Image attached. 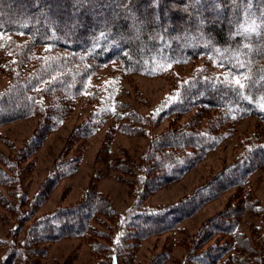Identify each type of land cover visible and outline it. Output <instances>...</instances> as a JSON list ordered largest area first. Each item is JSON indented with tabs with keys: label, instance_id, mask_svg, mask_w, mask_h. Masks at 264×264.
<instances>
[{
	"label": "trees",
	"instance_id": "trees-1",
	"mask_svg": "<svg viewBox=\"0 0 264 264\" xmlns=\"http://www.w3.org/2000/svg\"><path fill=\"white\" fill-rule=\"evenodd\" d=\"M0 32L21 34L31 41L16 55L20 69L10 71L11 82L0 91V127L31 115L39 117L34 136L22 148L26 156L61 126L84 91L99 95L100 109L73 129L69 144L97 130L98 115L103 116L115 101L112 92L86 89V80L97 66L119 61L131 72L152 74L169 64L207 58L225 72V76L195 74L184 82L178 97L164 105L161 116L192 112L200 124L196 120L171 124L150 138L136 164L138 189L125 212L89 187L79 202L38 215L25 238L10 243L4 263L25 264L34 245L80 237L96 215L115 217L133 241L174 231L211 200L243 188L249 176L264 166V141L253 142L242 157L187 196L172 204L144 205L147 194L181 179L219 144L221 135L215 129L219 119L257 117L264 124V0H0ZM32 47L44 51L31 55ZM28 62L34 64L32 70L24 69ZM42 84L49 89H41ZM146 120L134 113L130 123L136 127ZM22 159L23 155L12 160V168ZM77 162L71 158L56 167L32 199L28 216L36 215ZM117 164L121 170L132 165L123 160ZM19 198L23 203L24 195ZM251 212L262 216L261 235L253 240L240 231L242 217ZM260 253L264 254V203L249 193L235 194L201 226L181 264H221L231 258L240 264H264ZM109 264H120L117 252L109 256Z\"/></svg>",
	"mask_w": 264,
	"mask_h": 264
},
{
	"label": "rangeland",
	"instance_id": "rangeland-1",
	"mask_svg": "<svg viewBox=\"0 0 264 264\" xmlns=\"http://www.w3.org/2000/svg\"><path fill=\"white\" fill-rule=\"evenodd\" d=\"M30 42L27 36L0 32V91L9 86L10 71L16 67L20 69L15 63L16 55L26 50ZM43 51L32 47L31 55L37 56ZM33 66L28 62L24 69L32 70ZM197 73L225 76V72L213 67L207 58L169 64L152 74L131 72L119 61L95 67L86 80V89L112 92L115 101L103 116L99 118L98 115L97 130L88 138L72 139L71 145L68 138L73 129L100 109L99 95H92L91 90L84 91L73 101L61 126L50 132L36 150L33 146L27 156L21 153L22 148L34 136L39 117L31 115L2 125L0 169L4 175L0 178V264H10L4 263L9 258L10 243L23 240L38 215L79 202L89 187L103 193L119 212H125L134 200V190L138 189L136 164L139 165L150 138L165 132L171 124L178 126L191 120L199 123L197 114L192 112L173 118L160 115L164 105L178 97L184 82ZM41 89L49 87L42 84ZM134 113L147 119L146 123L132 126L130 120ZM219 120L215 126L221 135L219 144L181 179L147 194L144 205L156 207L180 200L226 164L242 157L251 143L264 141V124L257 117L238 120L222 117ZM21 155L19 166L12 168L10 162ZM71 158L78 160L73 164L75 168L50 191L36 215L28 216L32 199L41 185L58 165L71 162ZM121 160L132 165L121 170L117 166ZM247 193L264 203V166L249 176L243 188H232L211 200L174 231L133 241L115 217L96 215L87 233L80 237L34 245V254L25 259V264H109L113 252L118 253L120 264H181L190 241L205 221L224 209L233 195ZM21 194L24 195L23 203L19 198ZM261 219L259 213L245 214L240 221V231L256 239L258 233L261 235L258 232ZM260 257L264 258V254ZM221 264L240 262L231 258Z\"/></svg>",
	"mask_w": 264,
	"mask_h": 264
},
{
	"label": "snow or ice",
	"instance_id": "snow-or-ice-1",
	"mask_svg": "<svg viewBox=\"0 0 264 264\" xmlns=\"http://www.w3.org/2000/svg\"><path fill=\"white\" fill-rule=\"evenodd\" d=\"M236 83H237L238 85H240V87H243V85L240 84V81H236Z\"/></svg>",
	"mask_w": 264,
	"mask_h": 264
}]
</instances>
